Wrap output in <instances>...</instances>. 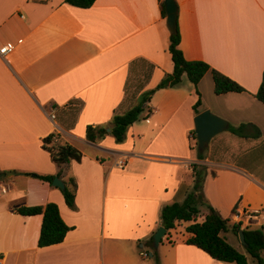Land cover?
<instances>
[{"label": "crops", "instance_id": "0c3cea01", "mask_svg": "<svg viewBox=\"0 0 264 264\" xmlns=\"http://www.w3.org/2000/svg\"><path fill=\"white\" fill-rule=\"evenodd\" d=\"M161 2L95 0L80 8L64 0H0V46H14L0 57V183L7 186L0 190V264H150L143 252L150 255L161 209L183 200L193 163L206 167L203 197L222 217L263 227L264 220L245 214L264 210V149L250 150L264 144V104L255 97L264 70V0H175L183 56L207 62L245 89L216 95L208 71L197 84L199 112L209 109L235 127L250 124L258 137L227 129L218 133L225 147L217 157H193L188 137L198 96L182 77L154 92L151 112L129 127L124 142L111 135L99 143L85 138L86 125L106 124L171 73ZM53 132L83 155L67 166L77 184L75 210L59 188L25 174L58 172L41 147V138ZM180 135L187 141L183 151L154 148ZM47 202L72 229L62 242L38 247L42 216L13 209ZM188 224L177 222L157 247L152 243L158 264H233L187 243ZM224 234L237 248L234 234Z\"/></svg>", "mask_w": 264, "mask_h": 264}, {"label": "trees", "instance_id": "16d2710c", "mask_svg": "<svg viewBox=\"0 0 264 264\" xmlns=\"http://www.w3.org/2000/svg\"><path fill=\"white\" fill-rule=\"evenodd\" d=\"M95 0H64V3L80 7H90ZM161 11L165 16L164 5L161 2ZM180 32L178 26L176 31L169 35L168 51L171 55L173 69L171 73L165 75L153 88L144 92L139 101L123 113L115 112L106 124L94 125L89 124L85 127V138L93 143H99L106 135H111L116 143H122L128 136L129 127L139 119V115L145 109L147 118L151 110L147 103L156 90L167 87L177 86L181 82L183 74L194 85L195 92L198 96L193 110L199 113L198 107L201 104L200 94L197 90V84L206 72H210L214 84V93L216 95L227 92H243L245 89L231 78L223 75L219 71L210 67V65L202 60H187L179 48ZM255 97L264 104V70L262 78ZM109 128V131H107ZM250 124H241L237 127L228 125V131L239 137H253L258 135L249 132ZM253 128V127H252ZM253 131L255 129L253 128ZM41 147L46 150L53 163L59 170L55 174H38L25 173L40 180L52 183L54 177L62 180L64 188L60 189L66 206L76 209L75 195L77 190L76 180L72 175L67 174V166L74 160L79 162L82 158V152L76 147L64 141L59 133L53 132L41 138ZM197 158L203 159L202 150L198 151ZM193 171V184L187 191L181 202H172L164 205L160 212L161 225L170 230L175 227L177 222H189L185 226V231L189 234L186 242L193 244L205 251L211 258L233 264H249L250 257L253 264H264V232L263 227L252 228L250 226H242L241 221L232 222L230 218L222 217L212 206H210L203 197L202 186L206 175V167L203 164H191ZM58 188V187H57ZM200 206H206L207 212L203 215V220L199 221L201 214ZM238 208L236 204L232 213L235 214ZM14 212L21 215H37L42 216L39 237L37 240L38 247H45L60 243L64 240L67 232L72 229L67 225L59 214L58 207L53 202H47L43 205L21 206L13 209ZM231 231L238 237L239 231H242L245 244L242 245L247 255L239 251L231 245L224 233ZM152 238L148 240V246L152 249L153 256L155 251L152 247ZM248 256V257H247Z\"/></svg>", "mask_w": 264, "mask_h": 264}, {"label": "water", "instance_id": "95a60500", "mask_svg": "<svg viewBox=\"0 0 264 264\" xmlns=\"http://www.w3.org/2000/svg\"><path fill=\"white\" fill-rule=\"evenodd\" d=\"M165 15H166V25L170 33L176 31L177 26V4L175 0H163ZM194 134L196 136V142L199 150H204L207 148L210 140L216 136L218 133L227 130V121L211 112L209 109H205L197 113L193 118ZM109 131V128H107ZM12 173H6V175H11ZM4 174L0 173V177ZM52 186L58 187L60 189L64 188L62 180L58 177H54L51 183ZM165 228L159 226L154 232L152 237L153 246L157 247L161 237L165 234ZM238 239L242 245L245 244L242 231L238 233ZM151 255V253H150Z\"/></svg>", "mask_w": 264, "mask_h": 264}, {"label": "rangeland", "instance_id": "374dc122", "mask_svg": "<svg viewBox=\"0 0 264 264\" xmlns=\"http://www.w3.org/2000/svg\"><path fill=\"white\" fill-rule=\"evenodd\" d=\"M182 77H183L184 81H188L187 76L185 74H183ZM146 114H147V109H145L143 112H141V114L139 115V119H138L140 122H137V124L138 123H144L141 120H142V118H144V116ZM220 135H222V134H220ZM220 137L221 136H219L217 134L212 140H210L207 148L204 149V150H202L204 157L205 156H208L209 154H211L213 157H217L220 148L224 149L225 144L222 143V142H219ZM188 139H189L188 142H189V144H191L192 149H193L192 155H193V157L197 158V154H198L199 149H198L197 142H196V136L194 134V125H193V128L191 129V135L188 137ZM186 144H187V141H185V139H183L181 137V135H180L179 136V140L177 142H174V143H159V142H155L153 145H154V148L157 149V150H159V151H164V152H178L179 153V152H181V151L184 150V147H185ZM254 145L255 146H253L252 148H250V150L253 151V152H255V153L264 149V144L263 143H260V144L255 143ZM253 152H251V153H253ZM262 160L264 161V158ZM262 164H264V162ZM199 208H200V212H201V214L199 215V217L201 218V216L207 212V208H206V206H200ZM249 214H251V212H248L245 215L247 216ZM199 217H198V220L200 219ZM224 218H226V217H224ZM233 218H230L231 221H233ZM262 222H264V221H262ZM256 228H259V227H256ZM263 232H264V223H263ZM229 233L232 234L231 231H229ZM228 235H230V234H228ZM233 237L235 239L233 241L234 242V245L237 246V248H239L242 253H244L245 255H247L245 249L238 242V237L236 235H233ZM161 247L159 249H161ZM147 252L148 253L149 252L150 253L152 252V249H150V246H148V251ZM146 261L149 262L150 264H158V259H157V256L156 255L153 256V255H148L147 254ZM248 261H251L250 257H248Z\"/></svg>", "mask_w": 264, "mask_h": 264}, {"label": "built area", "instance_id": "2783aa9c", "mask_svg": "<svg viewBox=\"0 0 264 264\" xmlns=\"http://www.w3.org/2000/svg\"><path fill=\"white\" fill-rule=\"evenodd\" d=\"M13 50H14V46L13 45H2V46H0V57H4V56L8 55ZM49 118L51 119V121L55 120V109H52V110L49 111ZM125 162H126L125 158H119L116 161V164L119 167H124ZM6 189H7V186L0 183V190L1 191H5ZM238 214H239V212L236 211L235 215H238ZM249 216L254 217V218L258 217V218L264 220V210H256V211H254V213L249 214ZM143 255L147 256V253L143 252Z\"/></svg>", "mask_w": 264, "mask_h": 264}]
</instances>
